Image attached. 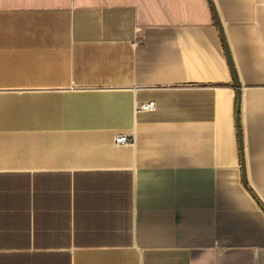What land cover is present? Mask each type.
I'll list each match as a JSON object with an SVG mask.
<instances>
[{
	"label": "crops",
	"instance_id": "obj_1",
	"mask_svg": "<svg viewBox=\"0 0 264 264\" xmlns=\"http://www.w3.org/2000/svg\"><path fill=\"white\" fill-rule=\"evenodd\" d=\"M0 264H264V0H0Z\"/></svg>",
	"mask_w": 264,
	"mask_h": 264
},
{
	"label": "water",
	"instance_id": "obj_2",
	"mask_svg": "<svg viewBox=\"0 0 264 264\" xmlns=\"http://www.w3.org/2000/svg\"><path fill=\"white\" fill-rule=\"evenodd\" d=\"M223 43H224V49H225V54L227 57V61L230 67V71L232 74V78H233V83L237 89V96H238V101H237V123H238V128H239V134L241 132V127H240V109H241V101H240V96H241V83L239 81L236 69H235V65L233 62V59L231 57V53L229 51V47L227 45V42L224 39L223 36ZM244 165V163H243ZM245 172V171H244ZM244 182H245V173H244ZM246 187H248L247 183L245 182Z\"/></svg>",
	"mask_w": 264,
	"mask_h": 264
},
{
	"label": "built area",
	"instance_id": "obj_3",
	"mask_svg": "<svg viewBox=\"0 0 264 264\" xmlns=\"http://www.w3.org/2000/svg\"><path fill=\"white\" fill-rule=\"evenodd\" d=\"M138 109H141V110H152L155 108V102L151 101V102H148V103H143L141 105H139L137 107ZM134 137H128L127 135L125 134H119L117 137H116V144H125V143H134Z\"/></svg>",
	"mask_w": 264,
	"mask_h": 264
}]
</instances>
